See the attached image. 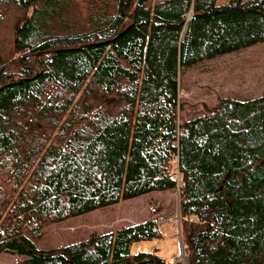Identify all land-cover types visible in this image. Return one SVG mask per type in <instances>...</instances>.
Returning a JSON list of instances; mask_svg holds the SVG:
<instances>
[{
    "label": "trees",
    "instance_id": "16d2710c",
    "mask_svg": "<svg viewBox=\"0 0 264 264\" xmlns=\"http://www.w3.org/2000/svg\"><path fill=\"white\" fill-rule=\"evenodd\" d=\"M264 42V0H0V254L170 264L167 215L60 247L50 226L178 196L187 264H264V94L183 119V70Z\"/></svg>",
    "mask_w": 264,
    "mask_h": 264
},
{
    "label": "rangeland",
    "instance_id": "374dc122",
    "mask_svg": "<svg viewBox=\"0 0 264 264\" xmlns=\"http://www.w3.org/2000/svg\"><path fill=\"white\" fill-rule=\"evenodd\" d=\"M227 1L217 0V4ZM180 84L183 119L204 113L221 95L241 99L263 95L264 42L187 68L180 75ZM178 206L177 193L169 190L152 191L55 223L48 228L38 245L43 249L56 248L86 238L94 232L112 231L166 214L167 220L161 227L162 237L136 244L133 251L157 247L159 254L165 258L178 255V264H187L185 255L181 256ZM21 258L15 252L6 251L0 254V264L15 263Z\"/></svg>",
    "mask_w": 264,
    "mask_h": 264
},
{
    "label": "built area",
    "instance_id": "2783aa9c",
    "mask_svg": "<svg viewBox=\"0 0 264 264\" xmlns=\"http://www.w3.org/2000/svg\"><path fill=\"white\" fill-rule=\"evenodd\" d=\"M181 256L184 257V254L182 253ZM179 257L180 256H178V255L175 256V257L174 256L170 257L169 260H170L171 264H177L180 261Z\"/></svg>",
    "mask_w": 264,
    "mask_h": 264
},
{
    "label": "water",
    "instance_id": "95a60500",
    "mask_svg": "<svg viewBox=\"0 0 264 264\" xmlns=\"http://www.w3.org/2000/svg\"><path fill=\"white\" fill-rule=\"evenodd\" d=\"M179 236H180V240H181V242H182L181 232H179ZM181 248H182V251H183V247H181Z\"/></svg>",
    "mask_w": 264,
    "mask_h": 264
}]
</instances>
